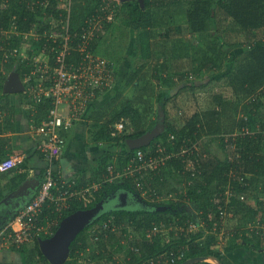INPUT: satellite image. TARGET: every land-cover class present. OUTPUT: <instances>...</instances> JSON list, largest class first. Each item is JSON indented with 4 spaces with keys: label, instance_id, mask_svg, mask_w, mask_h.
<instances>
[{
    "label": "trees",
    "instance_id": "1",
    "mask_svg": "<svg viewBox=\"0 0 264 264\" xmlns=\"http://www.w3.org/2000/svg\"><path fill=\"white\" fill-rule=\"evenodd\" d=\"M38 1L41 2L38 3ZM45 1L46 0H0V63L4 60L8 61V65L12 63V59L9 60L10 49L20 46L23 41L22 33L30 31L34 27L35 23L38 22L35 16V10H40V7L42 6L41 4L45 3ZM72 1L75 3V14L72 16L71 24L73 27L72 30L81 29L84 25L85 18L89 14L92 15L100 13V11L97 10H101L105 5V0H86L83 3L79 2L81 0ZM107 1L111 3L109 11H112L115 7V16L120 18L124 25L140 29L141 27H147L146 22L149 24L151 23V20L149 19L156 8H164L165 6H172L173 4L176 5L180 0H143L141 2L140 0H122V4L119 3V0ZM7 3H9V5H7ZM10 4H14V6L12 7ZM83 4H85V6ZM51 9L52 8L50 6L49 10L51 11ZM85 11L90 12L79 17L78 12ZM14 15L16 16L15 19L13 18ZM219 15L233 18L250 36L246 50L238 54L234 52L228 56L231 66H229L228 69L226 68L227 66H225V69H227L225 77L228 78L226 83H229L233 87V90L238 97H253L251 105H247V108H245L246 113L242 117L237 118L232 115L233 111L231 109L233 108V100L227 99V97L224 96V91L222 94L214 93L211 97L213 106L210 107V109L205 110L197 106V109L194 110L189 109V107L184 111L180 110L181 114L179 115V119L174 123L173 121L170 122L168 120V104L172 94L171 92H163L161 94L159 105L166 112V130L160 136L155 138L151 144L141 148L144 150L149 148L154 149L160 142L167 146L168 151L181 149V144L184 141H186L189 146H193L194 144L201 145L200 152L195 150L193 154H191L193 167L190 168L186 174L182 175V171L184 170V156L174 158L169 165L166 166V168L164 167L166 170L171 172L173 176L183 177L186 181L193 180V183L188 184L186 187L187 193L185 196L180 189H174L175 193L178 194V200L172 206L173 208L171 211L152 212L148 210H121V208H118L119 210H106L107 212H102L93 220V222H91V224L94 222H100L107 216L114 214L116 215L117 224L120 225L123 223V219L125 218L130 222L129 226L132 225L139 233L141 231L147 232L152 229L155 226L154 223L159 225L161 220H165L166 224L171 226L172 224H175V222L173 223V219H177L178 225H181L188 220L198 222L205 218L207 225L204 228L201 227V229L196 232H187L183 230L179 235H176L174 231L167 232L159 230L155 235L148 237L144 233L143 235H140L137 232L139 235L133 240V245L128 250V259L126 260V264H152L151 260L155 258H157L155 264H184L190 259H207L208 257H215L221 264H234L228 257V254L236 249L245 245L259 250L264 248V228L262 232H259L257 229L252 230L248 228L247 225L242 227H240V225H236V230L231 233L234 235L233 239H231L232 237L229 235L226 237L228 243L225 242V249H220L218 247L219 241L216 235L209 233L210 230H213L215 223L221 220L220 215L215 214L214 209L218 203L227 204L228 196H226V190L230 185L232 188V195L230 202L228 203V209L229 211H234L235 215L232 217L229 216L227 221L232 222L233 220L239 219V217L240 220H242L241 223L248 220L256 221L258 215L261 213L262 216L259 219L264 225V198L258 199L256 204L249 203L247 200L249 193H259V189L261 187H263L264 190V152L262 151L264 130L263 128L258 130L255 129L258 120L257 118L260 115L259 108L261 97L259 96L258 98H255L254 96L258 92H260L262 96L264 95V0H189L187 2L186 16L188 17L190 23V30L194 33L207 31L209 29V24ZM110 23L111 22H106V25ZM13 25L16 29H14V31L16 32L11 38L4 37L5 35L2 33L13 28ZM47 26H49V28L51 27L49 24ZM55 29L56 28L54 27L53 30ZM140 34V39H142L140 44L141 50L146 52V55L149 57H152L150 44H148V46L145 45L146 39L151 37L149 31L144 28ZM98 38L93 42L94 51H96L95 48ZM42 44L43 48H45L44 40L42 41ZM162 46H165V44ZM46 53L54 56V53H52L49 49H47ZM218 59L216 60L218 61ZM212 61L214 60L208 58L205 68H208L210 65L209 63ZM156 62L158 73H162L164 67L168 65L167 62H161L159 56H156ZM211 64L215 65L214 63ZM211 69H213V73L215 74V67ZM17 70L23 77L26 75V72L29 71V68L24 67V65H19L17 66ZM114 70L117 76V72L119 70L115 64ZM199 71H202V69H199ZM188 78L186 79L183 77V81H185L186 85L184 89L191 88L192 90L196 89L198 85L201 86L205 84L193 82ZM6 80L7 75L4 70L0 68V95L6 99L5 106H2V109L5 111V115L0 117V133L2 134L6 132L13 133L16 131V121L14 119L15 109L13 107H9L10 92H4V84ZM129 82H131V80H129ZM102 93L103 92H98L96 99ZM26 95L30 98L27 93ZM197 98L199 97L193 96L192 98L195 100V103H197ZM96 99L94 100L96 101ZM30 100L32 105L33 100L31 98ZM50 106V101L45 100L35 106L36 110H34L35 108L30 109L32 110V113H34L36 120L41 122L47 117ZM108 110V106L103 107L99 109L96 114H93L96 118V131L94 133V139L98 142H111L112 145L121 147V150L114 152L106 150V152L102 154V160H105V162L102 164L103 168L99 171L100 177L98 180H100L107 172V166L110 163L114 162L120 166L129 163L131 157L136 151V148L131 151L127 149L125 143L127 138L138 137L151 130L156 125V122H153L149 127H141L136 130L132 129L129 133L124 132L126 129L125 125L124 131L122 133H118L115 129L116 121L122 119L123 117H129L132 121L134 120V122H136L138 120L137 110L133 109L132 101H129L128 105L125 106L119 114H115V117L110 120L106 118ZM29 115L32 116L31 114ZM104 119L107 120L104 121ZM113 122L115 123L112 124ZM226 124H229V127L231 128L230 132H226L228 134L225 133ZM244 127H248L252 133L246 134L240 131L239 134H236L235 136L232 135L238 128L242 130ZM172 134H174L175 137L170 139L169 137ZM218 135L222 138L223 145L227 153V157L224 160L214 156L212 151L207 148L206 143L203 142L207 137H212L215 140ZM227 135L229 136L226 137ZM0 139H2L0 140L2 141L0 142V150H10V147L8 146L9 139L3 138V136H0ZM40 153L41 160L39 161L45 162L43 153ZM116 153L119 154V156H115ZM2 159L4 160L5 158ZM28 159L29 158H26V161H28ZM31 159L32 157L29 160ZM58 160L59 159L56 160V163H58ZM22 165L25 167V161ZM17 167V164H15L13 168L3 169L4 174L2 175L10 176L12 174L10 177L12 182L10 183H13L16 187L22 181L27 179H22V177L25 176L24 169H21L22 171L20 172L17 170ZM45 167L46 165L44 164V167H39L35 170V172L40 171L38 177L42 181ZM193 170H202L203 174L199 177H192L191 172ZM25 171H29L30 173L29 169H26ZM29 173H27V176ZM56 174H58V172H56ZM156 175L157 176L153 179V183L158 190L163 193L164 187L158 186L157 182H159V178L164 175V171H159ZM92 180L93 178L89 179L83 176L79 180V185H88L93 183L91 182ZM42 181H39L36 193L38 192ZM130 181L133 183L132 180L127 179L125 182L120 183V181H118L110 185H105L96 193V198L91 202L78 200L72 201L71 207L65 211L62 219L76 213L77 211L94 207L99 201L105 198L106 193H108L110 189L113 190L117 187L128 188ZM214 182H217L215 188L217 189V194H214L215 190L211 187L214 185ZM134 192L139 193L137 189H135ZM242 195H244V198L241 197ZM185 197H188V199L193 200L198 204L197 212H192L187 209V204L185 202L188 199ZM32 198H30L27 202H29ZM137 201L138 199L136 198V202ZM148 204L163 205L167 204V201L162 203L148 201ZM168 212H171L172 214H169ZM227 221L226 229L229 230V227L231 228L234 226H231L232 224H228L227 228ZM88 228L89 224H86L73 238L70 243V258L64 264H76L78 258L75 256L79 255L82 249L89 246L86 234ZM127 233L128 229H123L117 235L115 232H110L107 237L105 236V232H101L97 242L100 244V247L105 250H107L109 244H112L113 248L111 252L114 250L122 251V239L126 238L125 234L127 235ZM229 237L231 238L229 239ZM38 244L39 241L36 242L35 246ZM27 248L28 247L24 246L21 250L27 252V261L29 264H33L35 258L37 259L36 261L38 264H47L48 259L42 251L39 250L42 258L39 261L35 255L37 253V249L35 250L34 248L27 250ZM52 264H55V262H52ZM190 264L212 263L199 259L195 263Z\"/></svg>",
    "mask_w": 264,
    "mask_h": 264
},
{
    "label": "rangeland",
    "instance_id": "2",
    "mask_svg": "<svg viewBox=\"0 0 264 264\" xmlns=\"http://www.w3.org/2000/svg\"><path fill=\"white\" fill-rule=\"evenodd\" d=\"M85 1L86 0H81L79 2L83 3ZM141 1L143 0H140V2ZM188 1L189 0H180L176 5L173 4L172 6H165L164 8L159 9L156 8L150 16L149 20H151V23L149 24L146 22L147 27H141L140 29L135 27L131 28L127 25H124L120 18L114 16L110 24H105V31L98 33L100 37L97 40L95 53L104 56L106 59L113 62L118 67L119 71L117 72L115 82L112 84V86L104 91L96 99L91 110H89V113L83 119L78 121L74 127L75 132L79 131L75 136V139L78 140L76 143H83V145L86 146L85 149H89L88 154H91L89 155V166L83 171L84 174L85 172H92V175L89 177L88 175H83L89 179L93 178L91 182L97 181L100 177L99 171L103 168L102 164L105 162V160H102V154H104L106 150H111L113 152L121 150V147L112 145L111 142H98L94 139V133L96 131V118L93 116V114H96L97 111L103 107H109L106 118L110 120L111 118L115 117V114H119L120 111L128 105L129 101H132L133 109L137 110L138 120L134 122V120L132 121V119L129 117H123L122 119L116 121H123L126 125L124 132L129 133L132 129L136 130L141 127H149L153 122H156L157 124L160 117V111L162 109L159 105V101L163 92H171L172 94L168 104V120L170 122L173 121L174 123L179 119V115L181 114L180 110L184 111L188 107L189 109L194 110L197 109V106L206 110L210 109V107L213 106L211 97L214 93L222 94L224 91L227 99L233 100V108L231 110L233 113H235L237 118L242 117L246 113L245 108H247V105H251V100L253 97H236L233 87L229 83L228 84L230 86L226 83L228 78L225 77L227 69L229 66H231L228 56L234 52L238 54L246 50L250 36L233 18L222 15H219L209 24V29L207 31L196 33L192 32L189 27L190 23L188 17L186 16ZM40 2L41 1H38V3ZM104 2V7H107V9L110 8L111 3H109L107 0ZM9 3H7V5H9ZM119 3L122 4V0H119ZM74 4L75 3H73L72 0H46L45 3L41 4L42 6L40 7V10H35V16L38 20V23L36 24L37 32L39 34H45V32L48 34L50 33L51 28H49L47 25L48 23L51 25V20L54 19L55 14L52 15V9L54 8H60L62 11L71 9L72 15L74 16ZM10 5L12 7L14 6V4ZM83 5L85 6V4ZM50 6L52 8L51 11L49 10ZM88 12L90 11L78 12L79 17ZM13 18L15 19L16 16L14 15ZM144 28L145 30H148L151 35L149 39H146L145 45L148 46V44H150L152 57L146 55V52L142 51L140 47L142 42V39H140V33L144 30ZM14 29L15 28L13 27L8 31H4L2 34H4V37L6 38H11L16 32ZM32 36H34V34ZM33 38L34 40L29 44H27L25 41L21 42V45L18 46L20 48L18 54L14 55V57H9V60L12 59V63H10V65L7 64L8 61L6 60L1 61L0 68H2V70H4L7 75V80L4 84L6 88L11 85V74L14 73H18L20 79L25 84V75L22 77L17 70V66L24 65V59H31L33 56L39 57L40 54L47 52V49L44 50L42 44V41L45 40L44 35H36ZM164 44L165 46H162ZM156 56L160 57L161 62H167L168 64L164 67L162 73H158L157 71ZM208 58H211V60L213 59L214 61L211 63H214L215 65L209 63V67L205 68ZM216 59H218V61ZM225 66H227V69H225ZM213 67H215V74L213 73V69H211ZM199 69H202V71H199ZM183 77L186 79L189 77L188 79L192 80L193 82L205 84L201 86L198 85L196 89L192 90L191 88L184 89L186 85L185 81H183ZM129 80H131V82H129ZM4 92L6 91L4 90ZM193 96L199 97L196 99L197 103H195V100L192 99ZM254 96L255 98H258L259 96L261 97L259 108L260 115L257 118L258 120L255 129L258 130L263 128L264 130V95L262 96V94L258 92ZM9 99V107H13L15 109L14 119L16 121V131L13 133H0V136H3V138H8L10 143H8L10 150H0V163L3 161L2 158L13 155L18 166L17 170L21 172V169L28 170V162L31 157L32 159L41 160V151L39 147V140H35L36 134L33 133L32 129V117L34 116L32 115V110L30 109L33 108L30 98L26 95L23 89H13V91H11L9 94ZM5 102L6 99L0 95V104H2L1 106L4 107ZM107 119H104V121ZM114 123L115 122L112 124ZM225 129V133L231 131L229 124H226ZM240 131L241 130L238 128L234 133L239 134ZM71 137L72 136H69V142L71 141ZM210 138L212 137H207L206 140L203 141L206 143L207 148L212 151L214 156L222 158L223 160L226 159L227 153L224 148L222 138L219 135L215 138V140L214 138ZM96 149L98 150L96 151ZM262 151L264 152V139ZM81 154L85 156L86 153L81 152ZM115 156H119V154L116 153ZM26 158H29L28 161H26ZM24 161L25 167L22 165ZM57 169L59 170V166H57ZM24 172L25 176H23L22 179H29V171ZM27 173H29L28 176ZM34 173L37 175V171ZM3 174V169L0 168V175L2 176ZM19 174L22 175L23 172L22 174ZM36 177L34 181H42L39 178L36 179ZM79 178L81 179L82 175ZM184 181L185 179L183 177L173 176L171 172L164 169V175L159 178L157 185L164 187L163 192L166 195L170 193L175 195L174 189L178 188L185 196L187 188L184 184ZM10 182H12L11 179H8L7 184H2L0 182V206H4L0 207V214L8 211V200H11L12 202L14 198L18 196V194L14 192L18 189L13 183ZM29 182V180H26L24 183H22L23 187H19V193L21 195L17 197L19 198L18 203L20 201H25L26 198H24V196H28L31 193V190L35 189V183L30 184L31 182ZM129 183L130 185L128 188L117 187L113 190H108L109 192L106 193V196L103 199L106 201V209L102 210V212H107L106 210L114 211L118 208H121V210H148L152 212H166L168 210L171 211L173 208L172 206L177 202V200L170 198L171 195H169V198L166 199L167 204L163 205H149V198L141 197L138 199L139 202H136V197L133 198V194L135 193V189L140 188L133 185L131 181ZM216 183L217 182H214V185L211 186L212 189L214 188L215 190L214 194H217V189H215ZM29 184L32 187L31 189H27ZM259 190V193L252 192L251 194H248L247 200L249 203L256 204L258 199L264 198L263 187H261ZM185 198L188 199V197ZM16 202L17 200L10 204V210H12V212H15L17 209L18 204H15ZM185 203L187 204L188 210L192 212L198 211V204L193 200L188 199ZM23 206L24 205L20 206L19 209H21ZM102 212H100L99 215ZM168 213L172 214L171 212ZM12 214L13 213H11L6 218L3 217L4 222H2L0 225L2 226L5 222V224H7L9 220L13 218ZM261 216L262 214L260 213L256 221L248 220L244 223H241L242 220H240V217L239 219L233 220L232 222L227 221V228L228 224H232L231 226H234L231 228L229 227V236L232 237H229V239H233L234 235L231 233L236 230V225H240V227L247 225V227L252 230L257 229L259 232H262L264 225L259 219ZM81 222L82 217L80 216H78L76 220L71 221L67 228L69 233L67 231L68 234H66L62 242L56 247L60 248L67 238H69L76 226ZM129 223L130 222L124 218L122 223L123 225L115 232L117 235L121 230L128 229L127 235L125 234L126 238L122 239V251L114 250V255H112L111 252L113 248L112 244L108 245L107 250L100 247V244L97 242L100 233L94 231L90 223L89 228L86 231L89 246L85 249H82L79 255L75 256L78 258L76 264H126V260L128 259V250L133 245V240L139 234L143 235L144 233L149 237V234L151 233L148 231H141L139 233L132 225L129 226ZM209 233L216 235V237H220H217L218 241L223 240V249L225 242H227L226 237L228 235L222 236L221 232L216 230H210ZM35 245H32L27 250L34 248L35 250L37 249V253L35 255L40 261L42 258L39 250L42 251L43 247L40 243L37 246ZM51 248L52 247L48 246L49 251L56 250V248ZM42 252L48 259L47 264H52L53 259L46 255L44 251ZM60 252L59 254H61V256H58L60 257L58 262L65 263V261L70 258V250L68 249L67 251L65 250V247H63ZM25 253L27 252L25 251Z\"/></svg>",
    "mask_w": 264,
    "mask_h": 264
},
{
    "label": "built area",
    "instance_id": "3",
    "mask_svg": "<svg viewBox=\"0 0 264 264\" xmlns=\"http://www.w3.org/2000/svg\"><path fill=\"white\" fill-rule=\"evenodd\" d=\"M52 10V15L55 16L51 20L49 34L37 32L38 22L30 31L22 33L23 41L27 44L34 40V36L44 35V50L49 49L54 53V56H51L44 52L39 57L33 56L31 59L23 60L25 67L29 68L25 75L23 90L33 100V108L45 100H49L51 104L47 117L41 122L32 117L33 133L37 137L41 136L38 137L39 146L45 158L43 181L35 196L0 229V249H21L24 246L29 248L37 241L53 236L63 220V214L71 207L72 201L91 202L102 187L118 181L121 183L127 179L132 180L134 185L140 188L137 189L139 193L133 194L137 199L149 198L148 201L162 203L171 195L170 198L178 200L177 193L166 195L160 192L154 185L153 179L159 171H164L174 158L183 156L182 175L186 174L193 167L191 154L195 150L201 151V145L189 146L186 141L181 144V149L168 151L167 146L160 142L154 149L136 148L129 163L123 166L110 163L103 177L88 185L80 186L76 177L63 176L57 169L56 160L61 157L68 144V134L75 124L89 113L97 93L109 89L116 79L114 63L98 55L93 49V42L100 36L98 33L105 31V24L113 20L115 11H109V8L103 6L101 10H97L100 13L89 14L85 18L81 29L72 30V10L62 11L60 8ZM19 51V47L11 48L9 57H14ZM4 115L5 111L0 104V117ZM32 115L34 116V113ZM115 129L118 133H122L125 129L124 122H116ZM241 132L252 133L248 127H244ZM174 137L175 135L172 134L169 138ZM15 164L14 156L11 155L0 163V168L10 169ZM202 174V170L191 172L192 177H199ZM192 183L193 180L184 181L186 187ZM231 195L230 185L226 190L227 204L218 203L214 209L221 220L215 223L213 230H221L222 234L228 232L227 218L235 215L234 211L228 209ZM241 197L244 198V195ZM174 222L175 224L171 226H168L165 220H161L159 225L154 223L155 226L148 230L151 232L149 237L159 230L174 231L179 235L183 230L196 232L207 225L205 218L198 222L188 220L181 225H178L177 219H173ZM122 225V223L117 224L116 215L112 214L100 222H94L91 227L98 233L105 232V236L108 237L110 232H116ZM114 254L112 252V255ZM156 259H152L151 263L155 264Z\"/></svg>",
    "mask_w": 264,
    "mask_h": 264
},
{
    "label": "crops",
    "instance_id": "4",
    "mask_svg": "<svg viewBox=\"0 0 264 264\" xmlns=\"http://www.w3.org/2000/svg\"><path fill=\"white\" fill-rule=\"evenodd\" d=\"M235 95L237 96L236 93H235ZM232 115L235 116V113H232ZM74 127L70 131V133L68 134V144L66 145L64 151L62 152V155H61V157H60V159L58 161L57 166H59V170H60V172H61V174L63 176H65V177H76L77 176V179L80 180L79 177H81V175H82V177H83V175H88V177L92 175L91 174L92 172H87V173L85 172V174L83 173V171L86 170L88 168V166H89V163H90L89 155H91V154H88L89 153V149L86 150L85 149L86 146L83 145V143L82 144L81 143H76L78 140L75 139V136H76V134L79 131L75 132L74 131ZM69 136H72L70 142H69ZM38 137L41 138V136H38ZM38 137L36 136L35 140L38 141V139H39ZM97 150L98 149H96V151ZM81 152H85L86 153L85 156L83 154H81ZM28 163H29L28 164V169L30 170L31 174L28 177L29 179H26V180H29L31 182V183L29 182L30 184L35 183V185H34L35 189H32L31 193L28 196H26V197L24 196V198H26V200L23 201V202L20 201L19 202L20 205H19V203H18V199L19 198H17L19 195H21L19 193V187L22 188L23 187L22 183H24V181H26V180L22 181L16 187L18 190L14 191L16 194H18V196L15 197L13 201L17 200V202L15 204H18L19 207L17 206L16 211L12 212V210H10V207H11L10 204L13 201L11 202V200H8V203H7V210L8 211H6L3 214H0V224L2 222H4L3 219L6 218L7 216H9L11 213H13L12 215L14 217L15 214L20 210L19 209L20 206L24 205L27 200L32 198L35 195V193H36V191L38 189L39 182H37V180L34 181V179H35L36 176L38 177L40 171H37V173H38L37 175H35L36 173H34V172H35L36 168L38 169L39 167H44L45 162L39 161L38 159H31V160H29ZM11 176H12V174L10 176H0L1 177L0 178V182L2 184H7L8 183V179H10ZM37 177H36V179H37ZM84 177H86V176H84ZM30 184L28 185L27 189L28 188L29 189L32 188ZM0 207H4V206H0ZM4 224L2 226L0 225V229L4 226ZM216 231L221 232V234H222L221 230H216ZM229 234H230L229 232L228 233L226 232L225 234H222V236L229 235ZM218 238H220V237H218ZM39 243H41V241H39ZM223 244H224L223 240L222 241L220 240L219 244H218V247L221 249ZM42 251H44V250H42ZM228 257L230 258V260L234 264H264V248L259 250V249H256L254 247H250L248 245H245V246L240 247V248L236 249L235 251L229 253ZM27 258H28L27 253H25V251H22L21 249H15V248H3V249H0V264H29L28 261H27ZM36 260L37 259L35 258L34 261H33L34 262L33 264H38V262ZM203 260H205L207 262H210L212 264H218V262L216 260L212 259V258L203 259ZM195 262L196 261L191 262V263H195ZM62 264H64V263H62Z\"/></svg>",
    "mask_w": 264,
    "mask_h": 264
},
{
    "label": "water",
    "instance_id": "5",
    "mask_svg": "<svg viewBox=\"0 0 264 264\" xmlns=\"http://www.w3.org/2000/svg\"><path fill=\"white\" fill-rule=\"evenodd\" d=\"M13 89L16 90H22L24 89V84L22 80L20 79V76L18 73L11 74V85L6 88L4 87V90L6 92H11ZM166 130V113L163 109L160 111V117L157 122V124L146 133L138 136V137H129L125 140L126 147L129 151L134 150L135 148H140L146 145L151 144V142L160 136L162 133H164ZM105 200H102L98 202L94 207L83 209L80 211H77L74 214H71L64 218L55 232V234L51 237H48L44 240H41L42 249L44 250L45 254L48 255L50 258H52V262H55V264H62L58 261L60 260L59 254L60 250L65 247V250H70V243L73 240V238L76 236V234L83 228L86 224H90L93 222V220L99 215L102 210H105ZM82 217V222L76 226V228L72 231L69 238L60 246V248L56 247L59 243L62 242V240L65 238L66 234L69 233V230H67L68 225L71 223V221L76 220L77 217ZM68 231V233H67ZM48 246L52 247L51 249L56 248L55 251H49ZM58 248V249H57ZM61 253V252H60ZM216 260L218 264H221L218 259L215 257H208ZM207 258V259H208ZM203 260L204 258H197V259H190L186 261L184 264H189L191 262L197 261V260Z\"/></svg>",
    "mask_w": 264,
    "mask_h": 264
},
{
    "label": "clouds",
    "instance_id": "6",
    "mask_svg": "<svg viewBox=\"0 0 264 264\" xmlns=\"http://www.w3.org/2000/svg\"><path fill=\"white\" fill-rule=\"evenodd\" d=\"M5 87V86H4ZM106 209V208H105Z\"/></svg>",
    "mask_w": 264,
    "mask_h": 264
}]
</instances>
